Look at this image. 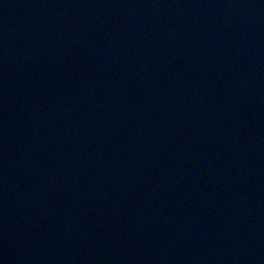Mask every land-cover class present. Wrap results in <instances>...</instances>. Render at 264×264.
I'll return each mask as SVG.
<instances>
[{"label":"water","instance_id":"obj_1","mask_svg":"<svg viewBox=\"0 0 264 264\" xmlns=\"http://www.w3.org/2000/svg\"><path fill=\"white\" fill-rule=\"evenodd\" d=\"M188 264H264V0H128Z\"/></svg>","mask_w":264,"mask_h":264}]
</instances>
